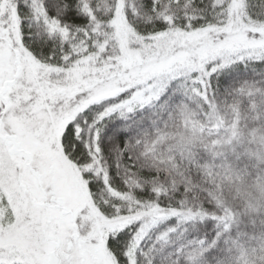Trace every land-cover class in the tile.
Masks as SVG:
<instances>
[{
	"label": "snow or ice",
	"instance_id": "snow-or-ice-1",
	"mask_svg": "<svg viewBox=\"0 0 264 264\" xmlns=\"http://www.w3.org/2000/svg\"><path fill=\"white\" fill-rule=\"evenodd\" d=\"M0 264H264V0H0Z\"/></svg>",
	"mask_w": 264,
	"mask_h": 264
}]
</instances>
